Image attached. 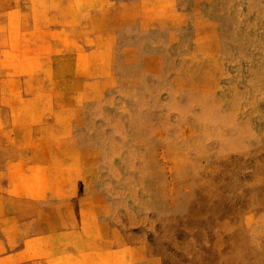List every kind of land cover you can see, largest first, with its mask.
Wrapping results in <instances>:
<instances>
[{
  "label": "rangeland",
  "instance_id": "obj_1",
  "mask_svg": "<svg viewBox=\"0 0 264 264\" xmlns=\"http://www.w3.org/2000/svg\"><path fill=\"white\" fill-rule=\"evenodd\" d=\"M0 92L93 218L23 203L0 264H264V0H0Z\"/></svg>",
  "mask_w": 264,
  "mask_h": 264
},
{
  "label": "crops",
  "instance_id": "obj_2",
  "mask_svg": "<svg viewBox=\"0 0 264 264\" xmlns=\"http://www.w3.org/2000/svg\"><path fill=\"white\" fill-rule=\"evenodd\" d=\"M34 116L32 109H23L21 104L0 102V232L7 233L12 230L13 225L16 233H22L23 226L28 221L40 222L39 211L28 217L27 213L23 212L21 204L37 206L46 199L50 201L49 206L62 213L60 214L62 221L58 222V228L52 229L53 233L59 237L72 234L69 236L80 239L78 234L80 229L74 226L79 220L76 217L80 216V213L68 216L63 205L69 207L67 203H72L73 198L67 193L71 192L72 184L78 185L81 175L76 174L73 182L70 170L61 169V166L64 168L65 160L59 165L58 171H55L49 164V160H52L51 155L39 154L38 140L34 134V125L37 123ZM78 199L75 198L74 201ZM11 202L19 206L10 214L6 210L10 211L7 203ZM79 203L83 204L81 201ZM86 218L80 216V223L88 219L93 223V218ZM101 253L102 249H95L93 252L95 258Z\"/></svg>",
  "mask_w": 264,
  "mask_h": 264
}]
</instances>
